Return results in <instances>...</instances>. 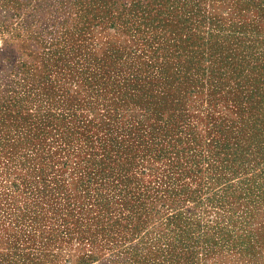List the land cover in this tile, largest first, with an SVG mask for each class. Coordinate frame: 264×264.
<instances>
[{
	"label": "rangeland",
	"instance_id": "rangeland-1",
	"mask_svg": "<svg viewBox=\"0 0 264 264\" xmlns=\"http://www.w3.org/2000/svg\"><path fill=\"white\" fill-rule=\"evenodd\" d=\"M0 264H264V0H0Z\"/></svg>",
	"mask_w": 264,
	"mask_h": 264
}]
</instances>
